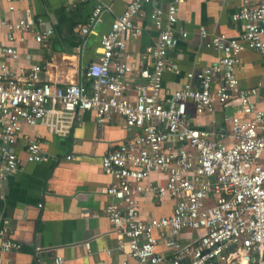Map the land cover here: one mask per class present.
Masks as SVG:
<instances>
[{
  "label": "built area",
  "instance_id": "2783aa9c",
  "mask_svg": "<svg viewBox=\"0 0 264 264\" xmlns=\"http://www.w3.org/2000/svg\"><path fill=\"white\" fill-rule=\"evenodd\" d=\"M7 1L13 11L22 0ZM155 1L131 0L115 19L101 38L98 59L87 68L89 87L44 81L40 65L14 72L0 61V186L19 168L13 147L24 125H40L68 137L81 111H93L100 126L116 115L132 130L129 140L103 157L104 173L114 179L102 193L110 199L106 216L121 238L118 250L136 264H162L166 258L157 251L159 233L172 251V264L185 259L188 264H264V108L258 105V88H240L236 75L243 49L264 54V0H238L242 4L232 20L243 23V33L234 38L211 36L207 47L220 54L218 62L188 73V81L177 91L164 89L163 78L166 73L181 74L167 57L178 42L174 26L184 0H172L166 13L155 9L151 18L158 40L143 56L152 69L143 65L138 71L141 82L132 89L128 79L134 69L125 58V35L140 32L135 21ZM101 12L100 6L94 9L84 35L93 33ZM36 24L45 27L36 42L46 47L52 31L44 20L26 13L8 27L28 32ZM200 32L208 38L205 29ZM1 56L16 60L18 53L0 45ZM190 106L197 115L222 107L228 113V130L217 135L193 127ZM25 153L29 163L48 160L38 138H27ZM155 174L164 181L152 182ZM166 196L175 201L170 217L141 219L139 197ZM183 231L203 234L194 244H182L178 237ZM10 235L9 227L0 229V264H5L4 254L20 250ZM53 264H63V258Z\"/></svg>",
  "mask_w": 264,
  "mask_h": 264
},
{
  "label": "crops",
  "instance_id": "0c3cea01",
  "mask_svg": "<svg viewBox=\"0 0 264 264\" xmlns=\"http://www.w3.org/2000/svg\"><path fill=\"white\" fill-rule=\"evenodd\" d=\"M130 1L22 0L11 11L10 3L0 0V45L13 47L18 53L16 60L1 56L0 61L14 72L40 65L44 81L85 84L87 68L101 53L102 36L110 31ZM171 3L172 0H157L146 5L135 21L140 32L125 35V58L134 69L128 79L132 89L141 82L138 75L141 67L152 69V62L143 59L146 49L158 40L151 15L155 9L166 13ZM241 4L238 0H184L179 5L174 26L178 42L167 59L180 67L181 74L166 73L164 89L177 91L188 81V73H197L218 62L220 54L207 47L208 40L213 35L234 38L243 33V23L232 20ZM98 6L102 9L100 21L93 33L84 35L82 30ZM26 13L35 20H44L46 28L52 31L46 47L36 42V35L45 27L36 24L28 32L9 29L8 25L18 23ZM202 28L208 34L206 39L201 36ZM182 33L187 37L183 38ZM11 35L13 41L9 40ZM236 75L240 88H258V105L264 108V54L243 49ZM189 114L195 128L210 129L217 135L229 128L228 113L220 106L208 115H197L190 106ZM78 116L79 122L68 137L51 134L40 125L22 128L13 147L19 168L0 186V229L9 227L11 239L20 245V250L4 254L5 264H53L57 257L63 258V264H136L118 250L121 238L106 216L110 199L102 193L114 181L104 173L103 157L129 140L132 130L116 115H111L102 126L93 111H81ZM26 137L40 140L48 158L46 162L26 161ZM151 180L159 183L164 177L155 174ZM138 201L144 221L170 217L175 207L174 199L167 196L139 197ZM202 234L183 231L178 241L194 244ZM156 236L157 251L166 258L162 264H172V251L164 245L159 233ZM188 262L185 259L181 264Z\"/></svg>",
  "mask_w": 264,
  "mask_h": 264
},
{
  "label": "water",
  "instance_id": "95a60500",
  "mask_svg": "<svg viewBox=\"0 0 264 264\" xmlns=\"http://www.w3.org/2000/svg\"><path fill=\"white\" fill-rule=\"evenodd\" d=\"M235 246H232L231 248H230V251H234L235 250Z\"/></svg>",
  "mask_w": 264,
  "mask_h": 264
}]
</instances>
